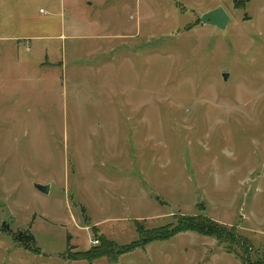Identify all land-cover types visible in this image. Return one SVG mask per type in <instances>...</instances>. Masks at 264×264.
<instances>
[{
    "label": "rangeland",
    "instance_id": "obj_1",
    "mask_svg": "<svg viewBox=\"0 0 264 264\" xmlns=\"http://www.w3.org/2000/svg\"><path fill=\"white\" fill-rule=\"evenodd\" d=\"M0 6V264H264V0Z\"/></svg>",
    "mask_w": 264,
    "mask_h": 264
},
{
    "label": "trees",
    "instance_id": "obj_2",
    "mask_svg": "<svg viewBox=\"0 0 264 264\" xmlns=\"http://www.w3.org/2000/svg\"><path fill=\"white\" fill-rule=\"evenodd\" d=\"M187 231L197 232L204 236L215 237L221 242H226L228 244H233L240 239L237 237L235 232L228 233L225 228L221 227L216 222L210 220L208 217H188L180 220L178 224L174 227H167L161 230L148 232L146 234L143 233L141 235L140 241L135 246H132L130 248H124L121 250L116 247L114 242L109 241L104 236L96 235V238H98L100 242V246L95 247L92 250L84 253H74L70 255V259L73 261H87L89 263H93L94 261L104 257L110 260H116V258L120 254L126 253L135 247H143L154 241H165L174 237L175 235ZM226 235L227 241L224 239Z\"/></svg>",
    "mask_w": 264,
    "mask_h": 264
},
{
    "label": "water",
    "instance_id": "obj_3",
    "mask_svg": "<svg viewBox=\"0 0 264 264\" xmlns=\"http://www.w3.org/2000/svg\"><path fill=\"white\" fill-rule=\"evenodd\" d=\"M230 20V16L223 7H218L210 12L205 13L200 17V22L203 25H210L219 29H226ZM223 77L224 80H227L228 74H224ZM36 188L42 193H48L50 187L37 184Z\"/></svg>",
    "mask_w": 264,
    "mask_h": 264
},
{
    "label": "crops",
    "instance_id": "obj_4",
    "mask_svg": "<svg viewBox=\"0 0 264 264\" xmlns=\"http://www.w3.org/2000/svg\"><path fill=\"white\" fill-rule=\"evenodd\" d=\"M2 6H0V8H1ZM24 23V22H23ZM0 39H2L1 37H0ZM32 38L31 37H26V38H21V39H18V40H22V41H27V40H31Z\"/></svg>",
    "mask_w": 264,
    "mask_h": 264
}]
</instances>
